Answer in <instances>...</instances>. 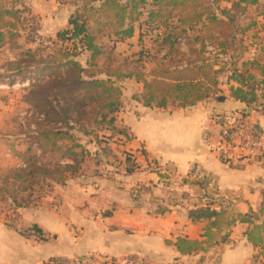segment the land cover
I'll list each match as a JSON object with an SVG mask.
<instances>
[{
    "label": "rangeland",
    "instance_id": "obj_1",
    "mask_svg": "<svg viewBox=\"0 0 264 264\" xmlns=\"http://www.w3.org/2000/svg\"><path fill=\"white\" fill-rule=\"evenodd\" d=\"M22 3L30 8L33 15L37 17L36 21H39L38 33L41 37L39 44L42 43V45H49L48 38L55 37L60 29L67 26L68 17L74 9L69 0H0V7L21 8ZM219 4L222 7H231V2L227 0H220ZM244 7L246 9L239 12L235 24L239 31L238 35L247 36L248 44L255 40L252 37L254 35L259 38L256 39L257 42L264 43V0H259L256 5L246 4ZM109 12L110 10L107 13ZM101 21H112V19L111 16L103 17ZM8 29L5 28L6 31ZM102 29L108 33L99 35V43L106 51L114 46V52L111 53L114 61L110 63L109 54L106 53L101 56L99 66L95 68L96 71H104L112 65L114 69L120 67V69L135 72L142 71L147 78H153L151 75L158 67L161 56L167 52V46L153 41L152 34H144L140 42L138 27L136 34L124 41H118L113 35L116 30L113 25L107 24ZM241 30H245L244 33H241ZM17 31L20 32V37L11 40L7 35V43L0 44V218L18 233L21 242L28 246L33 245L38 253H61L59 256H54L56 258L54 261L47 258L42 262L29 264H146L144 261L138 262L131 256L105 255L100 250H94L86 255L65 256L62 253L85 252L84 244L90 238L89 233H92L93 241L100 240V229L111 228L110 224L105 223L106 218L114 215L122 199L125 198L123 196L129 195L139 200L141 192H145L149 198L151 197L156 209L164 207L169 209L167 212H170L175 207H181L186 209L190 216V210H195L197 208L195 204L199 201L206 205L208 200L203 196L207 192L201 190L191 195L184 191V185L193 184L198 187L203 185L196 179H190V175L178 177L176 168L172 164H159L158 160L144 149V144L140 140L134 141L137 136L130 130L131 127L126 124V121L141 120L144 107L141 101L144 93L143 83L135 79H125L117 83L122 92L119 111L114 114L115 131L110 129L108 122L99 123L93 120L95 112L101 109V106L99 105V108L92 112L93 105H97L98 102L92 105V102L86 99L85 107L88 113L85 114V119L83 120V116H79L78 112L72 113L74 122H72L71 133L76 136V140L57 139L56 146L47 145L40 134L42 130L61 127L60 125L64 123L61 116L52 114L49 105L41 99L44 92L42 88L46 90V86L54 81V78L49 76V69L43 71L35 63L22 62L21 71L16 69V65L29 58L21 53L38 47L28 41L29 36L34 35L33 26H25V22H20ZM53 46L54 44L51 43V47ZM143 48L152 56L144 59L142 63L133 62L138 58L133 53ZM181 49L187 54L186 57H195L188 45L182 44ZM50 51L51 49H47L45 57H37V61H48L52 55L48 54ZM172 55L180 58L178 54L172 53ZM126 58L131 64L124 66ZM80 59L85 64L87 55L81 56ZM101 76L104 77V75ZM38 78L49 81L48 85L39 86L37 82L30 84ZM51 89L48 87L46 90L47 96L50 101L55 102V89H58ZM163 89L164 86H161L160 92ZM63 97L69 98L71 94L64 92ZM103 103L102 100L101 104ZM169 108L177 107L169 106L165 110ZM151 109L162 111L161 108ZM102 110L104 113L107 112L106 109ZM46 112L50 113L47 120L44 116ZM77 117L81 118L79 123L76 122ZM83 127L87 129V133L82 130ZM76 143L82 144L89 154L83 153L81 155L84 156L83 160L81 156L79 157L81 161L76 166V170L68 169L65 166L72 164L74 160L71 152L82 151L81 147L75 146ZM125 152L133 155L138 162L139 167L135 170L144 168V170L156 172L160 176L158 183L152 181L150 184L139 182L136 185H130L125 180L126 174L129 173L126 167L132 168L133 165L132 163L127 164L129 166L124 164ZM32 160H36L38 164L49 169L59 167V170L46 180L41 181L36 178L34 182L31 180L21 183L22 179L15 178V173ZM24 187L26 189H23ZM211 195L218 203L219 198L213 193ZM23 197H28L31 200L30 203H25ZM12 198L16 201L14 202ZM19 204L22 206L20 207ZM34 224L42 227L47 239L42 240L33 231L29 237L22 234L29 233L27 228ZM14 246L18 253L25 252L21 246Z\"/></svg>",
    "mask_w": 264,
    "mask_h": 264
},
{
    "label": "trees",
    "instance_id": "obj_2",
    "mask_svg": "<svg viewBox=\"0 0 264 264\" xmlns=\"http://www.w3.org/2000/svg\"><path fill=\"white\" fill-rule=\"evenodd\" d=\"M227 1L231 2V7H222L219 4L220 0L213 2L210 0H69L74 9L68 17L67 26L60 29L55 37H49V45L43 44L44 46L42 43L39 44L41 39L38 33L39 21H36L37 17L28 6L22 3L21 8L0 7V22H2L0 44L7 43V35L11 40L20 37V32L17 31L20 22H25V26H33L34 35L29 36L28 41L38 47L22 52L23 56L29 58L16 65V69L21 71L22 62L35 63L43 71L49 69V76L54 78L49 85V81H43L44 78H38L34 83H30L33 85L37 82L39 86L48 85L46 90L48 87L52 88L51 90L58 89H55L56 101L53 102L48 99V92L40 87L44 90L41 99L49 105L52 114L61 116L64 121L61 127L46 128L40 133L46 144L50 146H56L57 139L76 140V136L71 133L72 122H74L72 113L78 112L84 120L85 114L88 113L85 107L86 99H89L92 105L98 102L97 105H93L92 112L99 108V105L101 106V109L95 112L93 120L99 123L108 122L110 129L115 131L114 114L119 111L122 92L117 83L125 79H135L143 83L144 93L141 101L146 107L163 109L169 106L188 107L208 99L223 102L231 98L243 102L248 110L264 111V64L257 54L264 52V43L257 42L256 39L259 38L256 35L252 36L255 40L251 44L246 43L247 36L243 34L239 36L238 28L235 26L239 12L246 9L244 6L256 5L259 0ZM108 10H110L109 13H107ZM110 16L112 21H101V18ZM137 23L139 24L136 25ZM107 24L113 25L116 29L113 35L118 41L132 38L138 27L140 42L144 34H152L153 41L168 47L167 52L158 61V67L151 75L152 79L147 78L142 71L135 72L120 69V67L114 69L112 65L104 71L95 70L99 66L101 56L106 53L109 54L110 63L114 61L111 56L114 46L106 51L99 43V35L108 33L102 29ZM6 27L9 28L7 31ZM244 31L241 30V33ZM51 43L54 44L53 47ZM182 44L188 45L195 57H186L187 54L181 49ZM47 49H51L48 52L52 54L50 59L37 61V57H45ZM172 53L180 55V58H176ZM85 54L87 59L84 64L80 58ZM133 55L138 56L133 61L135 63H142L144 59L152 56L144 48ZM124 63V66L131 64L127 58ZM257 72L260 74L259 77ZM161 86H164V89L160 92ZM224 86H227L228 94L225 93ZM64 92L70 93L71 97L64 99ZM102 100L103 104H101ZM102 109H106L107 112L104 113ZM239 111L242 115L248 113L247 110ZM44 116L47 120L50 113L46 112ZM80 121L81 118L77 117L76 122ZM82 130L87 133L85 127ZM75 146L81 147L82 151L71 152L74 160L72 164L65 166L68 169L76 170V166L81 161L79 157L83 153L89 154L82 144L76 143ZM125 155L124 164L132 163L133 165L132 168L126 167V171L132 173L139 167L138 162L133 155L126 152ZM81 157L83 160L84 156ZM58 170L59 167L49 169L38 164L36 160H32L25 167L18 169L14 177L22 179L21 183L31 180L34 182L36 178L42 181L52 177ZM203 197L208 200L206 205L199 201L195 204L197 208L190 210L193 220H209L203 239L179 237L175 242H167L174 244L181 254L206 251L216 244L227 242L230 239L231 227L239 221L248 224L245 235L255 247L260 249L259 255L264 258V219L258 221L259 215H264V209L259 212L232 214L230 203L226 200L217 199L220 209L213 210L212 205L216 199H213L211 194ZM12 199L16 201L15 198ZM22 199L27 204L31 201L28 197ZM19 206L22 205L19 204ZM167 211L169 209L164 207L156 209L159 214ZM27 229L29 233H22L26 237H29L33 231L42 240L47 239L45 231L38 224ZM258 256L255 257L256 260ZM49 260L54 261L56 258L51 257Z\"/></svg>",
    "mask_w": 264,
    "mask_h": 264
},
{
    "label": "crops",
    "instance_id": "obj_3",
    "mask_svg": "<svg viewBox=\"0 0 264 264\" xmlns=\"http://www.w3.org/2000/svg\"><path fill=\"white\" fill-rule=\"evenodd\" d=\"M257 54L264 64V52ZM256 74L260 76L258 72ZM224 89L228 94L227 86ZM161 110L153 111L144 106L141 120L126 121V124L137 136L134 141L140 140L159 164H172L178 177L190 175V179H196L203 185H184V191L191 195L201 190L213 193L230 203L232 214L264 209V136L257 156L247 155L233 147L229 150L231 162L226 163L218 149L219 129L211 121L215 113L247 110L246 118L264 132V111L248 110L243 102L231 98L223 102L208 99L194 106ZM126 175L125 180L130 185L158 183L160 177L144 168ZM123 197L114 215L106 218L105 223L111 228L100 229V240L93 241L92 233H89L90 238L84 244L85 252L62 254L86 255L100 250L105 255L131 256L146 264H264L260 249L245 235L247 223L237 221L231 227L227 242L206 251L181 254L174 244L167 241L175 242L179 237L203 239L208 219L193 220L181 207L163 214L154 212L156 206L145 192H141L139 200L129 195ZM212 209L219 210V202ZM263 219L264 215L260 214L258 221ZM0 220V264L36 263L61 254L38 253L33 245L21 242L18 233L3 219ZM14 245L21 246L25 252L18 253Z\"/></svg>",
    "mask_w": 264,
    "mask_h": 264
},
{
    "label": "built area",
    "instance_id": "obj_4",
    "mask_svg": "<svg viewBox=\"0 0 264 264\" xmlns=\"http://www.w3.org/2000/svg\"><path fill=\"white\" fill-rule=\"evenodd\" d=\"M211 121L219 129L218 149L223 161L231 162L229 150L233 147L250 156L258 155L264 132L240 111L215 113Z\"/></svg>",
    "mask_w": 264,
    "mask_h": 264
}]
</instances>
